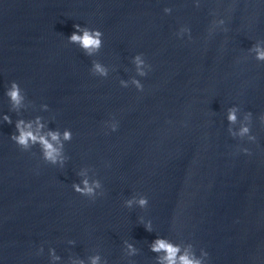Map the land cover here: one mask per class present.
Segmentation results:
<instances>
[{"label":"water","instance_id":"95a60500","mask_svg":"<svg viewBox=\"0 0 264 264\" xmlns=\"http://www.w3.org/2000/svg\"><path fill=\"white\" fill-rule=\"evenodd\" d=\"M76 23L103 32L94 56L68 42ZM180 25L190 40L175 35ZM257 41L264 0H0V113L13 120L0 123L3 264H52L49 248L56 264L94 255L157 264V236L191 244L198 256L205 249L208 264H264V62L248 51ZM137 52L152 66L146 77L132 63ZM93 60L107 77L91 73ZM12 80L25 92L19 112L4 95ZM233 104L240 111L230 124ZM37 115L72 130L63 167L45 162L38 144L23 151L11 141L15 120ZM105 122L119 126L112 132ZM242 122L255 142L229 131ZM81 170L100 179L103 196L72 189ZM141 195L146 207L125 205Z\"/></svg>","mask_w":264,"mask_h":264},{"label":"clouds","instance_id":"9594fccd","mask_svg":"<svg viewBox=\"0 0 264 264\" xmlns=\"http://www.w3.org/2000/svg\"><path fill=\"white\" fill-rule=\"evenodd\" d=\"M194 3L199 6L200 0H194ZM165 14L172 13V7H166L164 9ZM214 22L220 26L225 25V19L223 17H213ZM74 31L67 36V40L71 44L77 45L85 55L92 57L100 51L103 46V32L98 28L89 27L86 24L81 25L76 23L73 25ZM223 30H227L223 28ZM175 35L178 38H187L190 40L191 28L185 25H180ZM255 54V59L260 62H264V41L255 42L249 50ZM132 63L136 67L138 77H146L151 71V65L146 61L143 53L137 52L132 56ZM91 73L100 77L108 76V67L102 64L98 60H93L91 63ZM121 87H128L129 81L120 80ZM131 84L135 86L137 91H143L144 84L141 79L133 77ZM4 95L8 98L11 105V109L19 112L25 105V92L16 80H12L4 89ZM43 110H47L49 105L43 103L40 106ZM240 108L238 105L233 104L227 109V120L230 124H235L238 119V112ZM251 113L248 112L244 120L249 121ZM262 123H264V116L260 117ZM0 123L12 124V117L8 112L0 113ZM106 129L115 132L119 126L118 122H105ZM233 136L247 137L251 142L256 141V136L251 133V128L246 122H242L238 131L229 129ZM73 132L70 128L65 127L63 130L59 128H48L44 119L37 115L31 119H24L20 117L15 120V131L11 133L10 139L17 147L23 151H28L33 145L40 146L41 158L50 165H58L63 167L66 160L64 148L65 142L71 141ZM240 151L244 153H250L248 147H243ZM81 179L78 182H73L72 189L82 196L95 200L97 197L103 196V185L98 178H90L86 170H81L78 173ZM125 205L131 208L133 205H137L140 208H144L148 205L149 200L147 196L132 197L127 199ZM144 227L147 231H152L151 221H143ZM69 243L75 244L74 240H70ZM125 246L129 255H134L136 252L135 245L129 241H125ZM150 249L153 252L158 253L156 257L157 264H208L209 253L205 249H201V254L198 256L193 250V246L188 244L182 246L179 243H175L172 240L157 236L150 244ZM38 251H43L41 246ZM48 254L51 257L52 264L61 260V257L57 255L55 248H49ZM0 264H3L0 260ZM71 264H86L82 259H72ZM88 264H106V261L102 262L99 255H94L89 258Z\"/></svg>","mask_w":264,"mask_h":264}]
</instances>
